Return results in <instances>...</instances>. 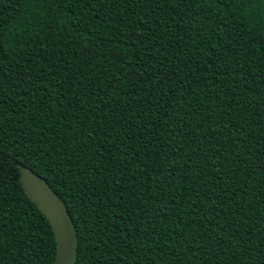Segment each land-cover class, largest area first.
Here are the masks:
<instances>
[{"label": "trees", "instance_id": "1", "mask_svg": "<svg viewBox=\"0 0 264 264\" xmlns=\"http://www.w3.org/2000/svg\"><path fill=\"white\" fill-rule=\"evenodd\" d=\"M264 264V0H0V264Z\"/></svg>", "mask_w": 264, "mask_h": 264}, {"label": "water", "instance_id": "2", "mask_svg": "<svg viewBox=\"0 0 264 264\" xmlns=\"http://www.w3.org/2000/svg\"><path fill=\"white\" fill-rule=\"evenodd\" d=\"M20 181L53 229L57 243L54 264H73L76 256L77 233L62 200L51 190L47 182L28 168H21Z\"/></svg>", "mask_w": 264, "mask_h": 264}]
</instances>
